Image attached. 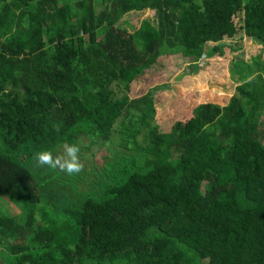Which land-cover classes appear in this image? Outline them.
Segmentation results:
<instances>
[{
  "label": "trees",
  "instance_id": "1",
  "mask_svg": "<svg viewBox=\"0 0 264 264\" xmlns=\"http://www.w3.org/2000/svg\"><path fill=\"white\" fill-rule=\"evenodd\" d=\"M145 10L155 26L120 27ZM177 55L192 76L231 57L233 92L177 102L164 128L154 96L170 87L135 86ZM263 57L264 0H0V199L18 208L0 213L3 264H264ZM88 133L121 152L98 170L82 141L100 197L49 222L28 164Z\"/></svg>",
  "mask_w": 264,
  "mask_h": 264
},
{
  "label": "rangeland",
  "instance_id": "2",
  "mask_svg": "<svg viewBox=\"0 0 264 264\" xmlns=\"http://www.w3.org/2000/svg\"><path fill=\"white\" fill-rule=\"evenodd\" d=\"M75 1L76 0H66V2L71 6L74 5ZM98 5L101 9L100 4ZM144 19L148 20L150 24L155 26L156 15L153 11L149 10L127 14L121 19L119 25L127 32H132ZM237 40L239 47L247 44L245 41H240V39ZM232 45L235 46V44ZM249 46L250 45L248 44L243 50L245 58L259 51L258 48H250ZM230 58L231 57H227L228 62L231 60ZM227 59H220L212 62L210 59H207L205 55H203L198 63L200 71L196 76H192L190 73L194 70V66H189L190 60L189 62H185V58L183 60L180 55H177L176 57L165 56L159 59V66L157 65L151 70H154L153 75H158L155 77L149 74L144 75V80L146 82L140 84L137 83L135 89L140 90L139 93H146L148 86L157 82L155 80H157L159 73L160 75H163L162 81L166 80L170 82L171 86L169 90L159 91L154 96L156 118L161 122L160 124L163 125L164 128H167L166 124L169 122V116L172 110L175 111V114L171 116V120H178L176 113L178 112L179 114V105L175 108V104L177 102L180 104L184 103L185 106L188 104L185 108L186 111L189 110L192 104L203 102L204 100L216 101L221 105L224 104L229 95L233 92V88L231 87L233 85L229 82L228 70L226 69V67H228ZM151 71L147 70L146 73ZM165 73L168 76H166ZM148 78L155 80L148 81ZM152 89L153 88L150 86L148 91ZM150 92H154V90ZM86 137L87 138L83 140H81V138L76 139L74 141V145L79 147V153L82 150V141L84 145H88L90 142H95L96 144H94L98 145L96 147L93 146L94 150L92 149L95 155L93 162L95 161V167H97L98 170L104 166L103 163L106 161V157L104 156L105 154H109V156H117V154L121 152L118 144L119 140L116 134H113V137L107 142L97 139L91 133H88ZM63 146L59 147V150L61 148L62 152ZM59 150L56 148L53 154L56 155ZM62 152L60 154H62ZM82 155L80 163L82 165L81 169H85V172L83 173L84 176H82V172L73 175H67L60 171L57 173L56 169H52L47 166H40L35 159L28 164L35 173V181H38L39 186L43 188L41 200L37 207L45 213L47 221L50 222L54 219L66 217L65 211L75 210L73 208H78L85 197L99 199L102 176L95 173L94 176L91 177V174L87 173L89 171L88 166L90 155L86 151ZM101 171L103 172V170ZM97 176H99L100 180ZM69 179L70 181H68ZM95 184L98 186L96 189H94ZM6 201L9 202L7 199L3 200V202L0 201V213L11 216L16 215L18 208L16 209L10 202L9 203L11 205L7 204L8 202ZM2 259L3 258L0 257V264H3Z\"/></svg>",
  "mask_w": 264,
  "mask_h": 264
},
{
  "label": "clouds",
  "instance_id": "3",
  "mask_svg": "<svg viewBox=\"0 0 264 264\" xmlns=\"http://www.w3.org/2000/svg\"><path fill=\"white\" fill-rule=\"evenodd\" d=\"M79 151L77 145H65L62 154L54 155L48 150H42L36 153L35 160L40 166L58 169L67 175L78 174L82 168Z\"/></svg>",
  "mask_w": 264,
  "mask_h": 264
},
{
  "label": "crops",
  "instance_id": "4",
  "mask_svg": "<svg viewBox=\"0 0 264 264\" xmlns=\"http://www.w3.org/2000/svg\"><path fill=\"white\" fill-rule=\"evenodd\" d=\"M157 76V75H156ZM163 77H159V78H157V80H155V79H153V80H155V81H157V82H155V83H153V84H151V85H149L148 86V88L151 86V88H154V87H158L157 85H160V84H165L167 87L169 86H171V84H170V82H168V81H162L163 79H162ZM146 82V81H145ZM147 88V87H146ZM148 88H147V90H148ZM5 199V198H4ZM4 199H0L2 202H3V200ZM7 202V201H6ZM7 204H9V205H11L10 203H7Z\"/></svg>",
  "mask_w": 264,
  "mask_h": 264
},
{
  "label": "water",
  "instance_id": "5",
  "mask_svg": "<svg viewBox=\"0 0 264 264\" xmlns=\"http://www.w3.org/2000/svg\"><path fill=\"white\" fill-rule=\"evenodd\" d=\"M190 58H185V62H189Z\"/></svg>",
  "mask_w": 264,
  "mask_h": 264
}]
</instances>
